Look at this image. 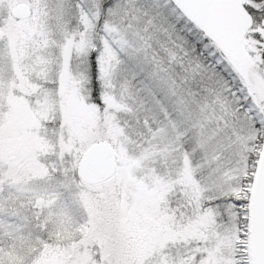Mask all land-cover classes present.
Listing matches in <instances>:
<instances>
[{
	"label": "snow or ice",
	"instance_id": "1",
	"mask_svg": "<svg viewBox=\"0 0 264 264\" xmlns=\"http://www.w3.org/2000/svg\"><path fill=\"white\" fill-rule=\"evenodd\" d=\"M0 264H264V0H0Z\"/></svg>",
	"mask_w": 264,
	"mask_h": 264
}]
</instances>
